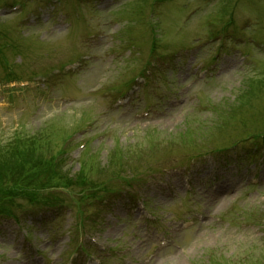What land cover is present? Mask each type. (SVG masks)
<instances>
[{
	"label": "rangeland",
	"instance_id": "1",
	"mask_svg": "<svg viewBox=\"0 0 264 264\" xmlns=\"http://www.w3.org/2000/svg\"><path fill=\"white\" fill-rule=\"evenodd\" d=\"M154 40L168 63L117 103ZM259 46L264 0H0V144L41 139L95 183L144 172L108 205L0 219V264H264V90L242 100L264 79Z\"/></svg>",
	"mask_w": 264,
	"mask_h": 264
},
{
	"label": "trees",
	"instance_id": "2",
	"mask_svg": "<svg viewBox=\"0 0 264 264\" xmlns=\"http://www.w3.org/2000/svg\"><path fill=\"white\" fill-rule=\"evenodd\" d=\"M259 84L264 90V81ZM244 104L241 103L239 107ZM26 139H17L7 145L0 144V216L10 215L17 219L14 210L24 209L21 202L29 207L40 208L61 204V201L67 199L54 193L57 189L65 190L77 201L73 203L78 207H83L91 200H98L103 197V192H107L105 184L109 178L98 183L90 180L84 162L78 174L71 175L65 170V161L55 159V154L47 155L41 139ZM91 207L87 206V209Z\"/></svg>",
	"mask_w": 264,
	"mask_h": 264
}]
</instances>
